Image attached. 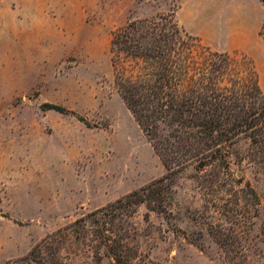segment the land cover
Here are the masks:
<instances>
[{"label":"rangeland","instance_id":"1","mask_svg":"<svg viewBox=\"0 0 264 264\" xmlns=\"http://www.w3.org/2000/svg\"><path fill=\"white\" fill-rule=\"evenodd\" d=\"M159 16L247 61L264 95L262 0H0V264H115L89 232L44 240L168 173L115 89L110 53L114 31ZM249 145L232 147L236 193L219 209L192 166L173 177L167 219L134 207L128 264H264V155Z\"/></svg>","mask_w":264,"mask_h":264},{"label":"trees","instance_id":"2","mask_svg":"<svg viewBox=\"0 0 264 264\" xmlns=\"http://www.w3.org/2000/svg\"><path fill=\"white\" fill-rule=\"evenodd\" d=\"M260 35L264 40V24ZM110 53L115 89L168 173L44 243L63 231L77 239L89 232L115 264H128L136 256L124 225L136 213L134 207L145 205L167 219L161 206L172 198L173 177L187 166L193 167V179L213 208L228 202L223 192L236 193L229 187L234 183L229 157L240 139L249 141L252 154L264 155V95L247 61L210 51L170 16L135 20L114 31ZM44 107L68 113L59 106ZM247 189L257 203L254 191Z\"/></svg>","mask_w":264,"mask_h":264}]
</instances>
